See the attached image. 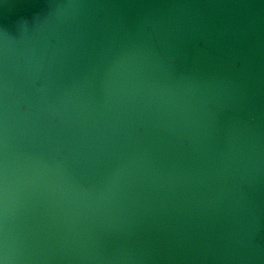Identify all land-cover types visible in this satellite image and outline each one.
I'll use <instances>...</instances> for the list:
<instances>
[{
    "label": "water",
    "instance_id": "95a60500",
    "mask_svg": "<svg viewBox=\"0 0 264 264\" xmlns=\"http://www.w3.org/2000/svg\"><path fill=\"white\" fill-rule=\"evenodd\" d=\"M0 264H264V0H0Z\"/></svg>",
    "mask_w": 264,
    "mask_h": 264
}]
</instances>
